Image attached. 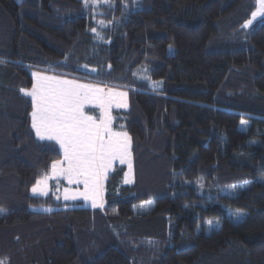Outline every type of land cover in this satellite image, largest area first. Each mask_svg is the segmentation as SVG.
<instances>
[{"label":"trees","instance_id":"1","mask_svg":"<svg viewBox=\"0 0 264 264\" xmlns=\"http://www.w3.org/2000/svg\"><path fill=\"white\" fill-rule=\"evenodd\" d=\"M257 6L0 0L2 264H264V19L244 27ZM33 71L131 97L112 116L135 181L117 166L102 210L32 194L62 157L31 127Z\"/></svg>","mask_w":264,"mask_h":264},{"label":"snow or ice","instance_id":"2","mask_svg":"<svg viewBox=\"0 0 264 264\" xmlns=\"http://www.w3.org/2000/svg\"><path fill=\"white\" fill-rule=\"evenodd\" d=\"M90 2L97 5L101 0H84L85 6ZM103 2L109 3V0ZM258 4V10L252 13L253 19L244 24L245 28L252 25L258 15L264 16V0H258ZM33 76L36 79L31 91L22 89L31 97V127L40 140L55 141L63 152V159L51 165L50 173L36 181L32 192L47 195L48 181L63 178L69 185L77 186L75 191L64 189L65 200L83 196L92 201L93 207H102L103 182L115 161L128 164L129 173L124 182H131V138L127 132L113 129L111 113L114 106L127 107V93L40 73ZM86 105L98 108L99 116L87 114ZM80 186L83 191L79 190ZM3 211L0 209V213ZM232 215L243 217L244 212L237 209ZM207 223L212 225L213 221Z\"/></svg>","mask_w":264,"mask_h":264},{"label":"rangeland","instance_id":"3","mask_svg":"<svg viewBox=\"0 0 264 264\" xmlns=\"http://www.w3.org/2000/svg\"><path fill=\"white\" fill-rule=\"evenodd\" d=\"M258 8H259V4H258V6H257V9H256V11L258 10ZM261 19H264V16H261V15H258L254 20H253V23L252 24H254L256 21H259V20H261ZM33 73H40V74H42V75H47V76H54V77H58V78H60V79H66V80H74V81H76V82H78V83H80V84H91V85H96V86H99V87H103V88H105L106 90L108 89V88H112V89H114V90H116V91H120V92H126L127 93V107L126 108H118V107H113L112 109H111V113H112V111H114V110H118V109H127L128 107H129V105H130V103H131V97H130V95L128 94V92L127 91H125V90H123V89H120V88H117V87H110V86H105V85H101V84H94V83H91V82H85V81H80V80H77V79H72V78H68V77H64V76H59V75H54V74H47V73H44V72H41V71H33ZM33 73H32V75H33ZM35 77L33 76V80H34V83H35ZM32 89V88H31ZM31 89L30 90H28V91H31ZM30 97V96H29ZM31 98V97H30ZM32 111H33V109H32ZM85 111H86V113L87 114H89V115H92V116H94V117H98L99 116V114H100V112H99V109L98 108H95V106H93V105H86V107H85ZM113 117V116H112ZM243 124L241 123L240 124V127H241V129H245L246 128V125L248 124V122L247 121H245V120H243ZM113 129L115 130V131H119V130H116L114 127H113ZM129 135V134H128ZM130 137V136H129ZM131 138V137H130ZM41 141H48V140H41ZM50 142H54V144L56 145V147L58 148V150L60 151V153L62 154V157H61V159L60 160H62L63 159V152H62V150L60 149V147H59V145L58 144H56V142L55 141H50ZM131 148H132V139H131V147H130V152H131ZM131 164H132V169H131V173H130V176H131V182L130 183H125L124 181H125V179H126V174H128L129 173V168H128V164L127 163H123V164H121L119 161H115L114 163H113V166H112V168L109 170V172H108V174H107V179H105L104 180V182H103V193H102V204H103V206L102 207H100V206H97V207H93L92 206V201L90 200V199H84V197L83 196H77V198L76 199H70V200H65L64 198H63V195H64V189L65 188H69V189H71V190H73V191H75L76 189H77V186L75 185V184H72V185H69L68 183H67V181L65 180V179H63V178H59V179H57V178H52V179H50L49 181H48V187H47V195H44V194H41L40 192H37V193H33L32 192V194L34 195V196H36V197H42V198H46L47 196H55V198H57V197H59V198H57V200H59V201H62V202H64V203H77V202H79V203H81V205L82 206H84L85 208H91V209H96V210H102L103 208H104V206H105V184H106V182H107V180H108V176L114 171V169L117 167V166H124L125 168H126V173H125V175H124V177H123V182H124V184H128V185H131V184H133L134 183V181H135V173H134V169H133V155H132V152H131ZM50 171H51V169H50ZM50 171H49V173H50ZM36 185V184H35ZM196 185H199L198 186V188H199V193L200 194H204L206 191H207V193L209 192V191H214V190H216L217 191V193H219V194H234V193H232V192H230V190L228 189V188H226V187H224V186H217V185H214V184H207V185H205L203 182H201L200 180H197L196 181ZM80 191H83V187L82 186H80V189H79ZM54 210V208H42V209H40V211H53ZM236 217V216H235ZM242 219V217H236V221H239V220H241Z\"/></svg>","mask_w":264,"mask_h":264},{"label":"water","instance_id":"4","mask_svg":"<svg viewBox=\"0 0 264 264\" xmlns=\"http://www.w3.org/2000/svg\"><path fill=\"white\" fill-rule=\"evenodd\" d=\"M76 77V76H75Z\"/></svg>","mask_w":264,"mask_h":264}]
</instances>
